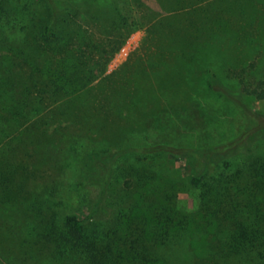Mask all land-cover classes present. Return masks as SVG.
Instances as JSON below:
<instances>
[{"label":"rangeland","instance_id":"obj_1","mask_svg":"<svg viewBox=\"0 0 264 264\" xmlns=\"http://www.w3.org/2000/svg\"><path fill=\"white\" fill-rule=\"evenodd\" d=\"M117 19L126 22L119 30ZM50 24L76 74L86 81L94 78L81 95L66 97L47 86L46 71L65 62L64 54L55 56L40 40ZM212 30L219 34L214 41L217 32ZM171 31L183 38L195 33L196 39L185 47L173 45ZM212 41L225 53L227 67H254L260 78L264 0H0V92L25 100L28 108H40L18 120L10 102L0 105V128H6L0 133V214L11 197L13 205L48 202L62 215L89 218L102 191L96 184L106 172L91 171L94 161H87L86 168L83 158L102 148L169 143L186 151L146 161L130 155L116 159L126 173L115 186L110 179L106 187L102 205L104 210L108 206V215L117 200L127 208L133 202L145 206L170 201L182 215H199L200 220L203 202L210 213L238 205L235 217L264 240V134L217 158L205 186L191 182L206 165L197 148L251 129L250 112L264 117V101L242 92L233 71H225L232 97L205 89V72L214 67L202 65L198 55ZM170 50L175 55L169 58ZM159 78L166 80V87ZM137 84L143 97L134 105ZM118 93L123 95L117 100ZM15 169L18 173H10ZM101 215L100 208L94 217ZM2 219L0 264H45L36 257L37 246L3 232ZM239 260L257 264L245 257Z\"/></svg>","mask_w":264,"mask_h":264},{"label":"trees","instance_id":"obj_2","mask_svg":"<svg viewBox=\"0 0 264 264\" xmlns=\"http://www.w3.org/2000/svg\"><path fill=\"white\" fill-rule=\"evenodd\" d=\"M216 16L217 14L214 15ZM117 20L119 27L116 30L126 25L125 20ZM212 22L213 25L216 24V18H213ZM215 31L217 32L212 30L211 33ZM215 34L217 36L213 41L219 38L218 32ZM195 39V33L188 34L185 38L180 32L171 31L169 34L171 44L183 47L194 42ZM40 40L49 51L55 53V56L57 52L65 56V62L60 63V68L46 71L49 77L47 86L53 87L54 93L66 97L85 93L94 78L86 81L76 74L77 69L70 62L68 50L53 24L44 28ZM212 42L206 49H201L198 55L202 65L214 67L213 70L210 68L205 72V89L212 94L230 97V84L227 83L228 76L225 75V71H233L232 73H236L233 79L242 92L256 97L258 101H264V72L259 78L260 75L254 67L232 70L231 67H227L229 62L225 53L217 43ZM173 55L175 53H171V50L169 55L167 54L169 58ZM33 68L36 69L34 66ZM159 81L163 85L167 83L162 78H159ZM122 95L118 93L114 97L118 100ZM132 97L134 105H137L143 97L139 84L132 92ZM10 98L9 95L0 92V105L3 101L10 102L13 117L18 120L27 116L32 117L40 109L38 106L28 108L25 100L17 101ZM250 115L254 120L251 129L222 143L196 149L197 153L206 160V165L200 175L192 178L193 185H206V179L217 158L225 157L233 150L248 145L255 136L264 134V117L251 112ZM0 119L3 118L0 116ZM5 132L6 128L1 127L0 133ZM6 150L2 152L5 153ZM183 151L186 150L169 143L127 145L117 149L102 148L92 151L89 159L83 158L82 165L88 168L90 164L88 166L87 161H94L90 167L91 171L103 168L106 172L103 180L96 184L102 188V191L92 216L80 218L77 215H62L48 202H27L20 204L21 206L17 205L18 202H14L16 204L13 205L10 203L12 198L9 197L11 201L3 210L5 214L3 212L0 214L4 218L2 230L5 234L22 237L26 245L37 246L36 257L42 258L45 264H238L237 260L242 257L254 260L257 264H264V240L262 236L251 235L245 221L235 217L238 205H234L229 210L217 209L210 213L208 204L203 202L204 213L201 220L196 217L199 215L195 217L182 215L170 201L150 202L145 206L133 202L127 208L125 202L113 201L112 197L111 201L114 203L111 205V215L106 211L108 206L103 209L102 201L110 179L115 186L122 173H126L124 163L121 166L115 163L119 156L122 155L124 158L129 155L137 156L141 157L142 161H146L169 153L180 154ZM12 172L18 173V170L15 169L10 173ZM8 183L10 187L12 180L8 179ZM171 198L173 196L167 194V199ZM100 208L101 214H105V217L108 215V218L102 215L98 219L94 217ZM217 227L224 229V232H217Z\"/></svg>","mask_w":264,"mask_h":264}]
</instances>
